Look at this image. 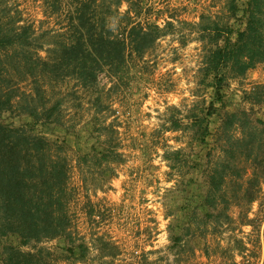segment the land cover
Masks as SVG:
<instances>
[{"label": "rangeland", "instance_id": "1", "mask_svg": "<svg viewBox=\"0 0 264 264\" xmlns=\"http://www.w3.org/2000/svg\"><path fill=\"white\" fill-rule=\"evenodd\" d=\"M5 1L4 12H14L20 22L33 26L43 44L38 53L46 57L55 32L63 26V15L48 14L41 0ZM245 1L239 0V5ZM106 3L109 9L103 6L100 12L115 33L131 24H156L160 35L141 55L130 53L128 44L123 70L117 77L99 72L95 87L84 89L72 78L43 83L49 103L59 104L56 114L62 125H38V130L65 147L70 230L76 243L86 244V253L83 259L66 258L59 249L61 237L40 245L53 250L54 264H262L264 179L256 200L240 199L239 204L216 210L222 212L217 221L201 222L215 212L202 200L204 174L212 156L221 154L215 142L225 111L244 109L247 118L264 120V103L247 98L253 86L264 84V63L242 76L228 77L223 104L216 101L217 111L206 114L213 93L203 69L209 44L199 38V24H236L228 18L227 0ZM19 86L29 90L30 82ZM245 116L229 130L236 139L248 140L252 131ZM201 119L210 128L203 142L196 138ZM0 120L18 125L29 117ZM220 142L225 143L224 135ZM93 146L106 155L94 156ZM86 153L90 156L84 160ZM236 162L243 175L228 179L226 200L240 194L234 180L244 182L250 173L249 161ZM191 219L190 228L183 230ZM170 226L176 234L185 233L179 245L171 244ZM7 242L16 244L17 239L0 238V257Z\"/></svg>", "mask_w": 264, "mask_h": 264}, {"label": "trees", "instance_id": "2", "mask_svg": "<svg viewBox=\"0 0 264 264\" xmlns=\"http://www.w3.org/2000/svg\"><path fill=\"white\" fill-rule=\"evenodd\" d=\"M41 1L48 14L63 15V26L55 32L46 57L38 53L43 44L36 39L33 26L20 22L14 12H4L8 2L0 0V119L29 117L18 125L0 120V238L14 235L17 239L16 244H3L1 264H54L53 250L40 243L56 237L64 240L59 249L66 258L83 259L86 253V244L82 240L76 243L70 230L65 147L38 130V125H62L56 114L59 104L49 103L43 83L72 78L84 89L95 87L99 72L117 77L123 70L128 44L130 53L141 55L160 35L156 24L153 28L131 24L115 33L107 15L100 12L103 6L109 9L106 0ZM227 6L228 18L236 24L215 20L199 24V38L209 44L203 66L213 93L206 108L208 115L217 111L216 101L223 104L228 77L242 76L249 68L264 63V0H246L242 7L239 0H227ZM27 80L29 90H21L19 83ZM247 98L252 103H264V84L253 86ZM240 115L245 116L246 110L225 111L217 131L215 143L221 154L209 160L202 196L204 205L215 212H208L201 222L217 221L222 212L216 210L239 204L240 199L251 203L261 192L264 120L245 116L244 122L252 125V131L248 140L236 139L229 130L240 121ZM196 133L203 142L210 133L209 123L199 120ZM91 153L106 155L94 146ZM89 156L86 153L82 158ZM237 158L249 161L250 173L244 182L234 180L240 194L226 200L224 186L228 179L243 175L237 171ZM192 221L182 229L188 230ZM170 230L171 244L179 245L185 233L176 234L171 226Z\"/></svg>", "mask_w": 264, "mask_h": 264}]
</instances>
